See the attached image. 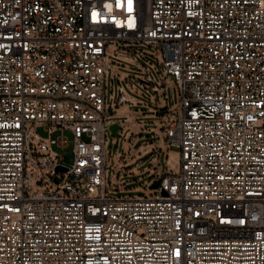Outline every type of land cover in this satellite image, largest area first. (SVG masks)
Wrapping results in <instances>:
<instances>
[{
	"label": "built area",
	"instance_id": "obj_1",
	"mask_svg": "<svg viewBox=\"0 0 264 264\" xmlns=\"http://www.w3.org/2000/svg\"><path fill=\"white\" fill-rule=\"evenodd\" d=\"M120 41L154 44L178 96L149 195L105 194ZM0 264H264V0H0Z\"/></svg>",
	"mask_w": 264,
	"mask_h": 264
},
{
	"label": "rangeland",
	"instance_id": "obj_2",
	"mask_svg": "<svg viewBox=\"0 0 264 264\" xmlns=\"http://www.w3.org/2000/svg\"><path fill=\"white\" fill-rule=\"evenodd\" d=\"M120 47H129L125 57L117 55ZM104 99L105 117L119 125L116 135L105 130V194L113 196L149 195V180L163 172L178 171V150L166 147L163 121L168 115H177L178 96L172 79L165 75L162 80L160 59L151 43L120 41L105 46ZM130 58V60L128 59ZM150 76L158 90H152ZM127 101L116 103L117 89ZM162 111V114L158 113ZM35 131L45 135L46 131L37 126ZM66 138L63 148H52L66 154L70 148V134L61 132ZM59 134L53 131L52 136ZM40 172L33 174L30 182L32 191L43 189Z\"/></svg>",
	"mask_w": 264,
	"mask_h": 264
},
{
	"label": "water",
	"instance_id": "obj_3",
	"mask_svg": "<svg viewBox=\"0 0 264 264\" xmlns=\"http://www.w3.org/2000/svg\"><path fill=\"white\" fill-rule=\"evenodd\" d=\"M158 113L162 114V111H159ZM108 130H109V133L111 135H116L117 134V129H119V125L117 123H115L114 121L113 122H110L107 126ZM57 169H63V167L61 166H56L55 167V170ZM158 182V178H155L152 180V182H150L148 184V187H153L156 185V183Z\"/></svg>",
	"mask_w": 264,
	"mask_h": 264
}]
</instances>
